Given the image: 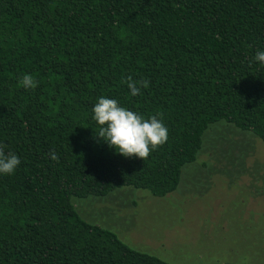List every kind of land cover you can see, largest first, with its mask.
<instances>
[{
	"label": "trees",
	"instance_id": "1",
	"mask_svg": "<svg viewBox=\"0 0 264 264\" xmlns=\"http://www.w3.org/2000/svg\"><path fill=\"white\" fill-rule=\"evenodd\" d=\"M258 50L264 0H0V144L20 160L0 174V264H169L87 222L71 198L165 197L218 120L264 143ZM129 76L149 86L132 96ZM101 96L160 114L167 141L143 160L118 154L96 137Z\"/></svg>",
	"mask_w": 264,
	"mask_h": 264
},
{
	"label": "rangeland",
	"instance_id": "2",
	"mask_svg": "<svg viewBox=\"0 0 264 264\" xmlns=\"http://www.w3.org/2000/svg\"><path fill=\"white\" fill-rule=\"evenodd\" d=\"M165 197L120 187L71 198L87 222L169 264H264V143L222 120Z\"/></svg>",
	"mask_w": 264,
	"mask_h": 264
},
{
	"label": "clouds",
	"instance_id": "3",
	"mask_svg": "<svg viewBox=\"0 0 264 264\" xmlns=\"http://www.w3.org/2000/svg\"><path fill=\"white\" fill-rule=\"evenodd\" d=\"M253 59L264 65V50H258ZM122 82L127 84L132 96L140 94L141 88L149 86L147 80L136 81L131 76ZM19 84L25 89H32L37 86V81L32 75L25 74ZM92 112V118L100 126L96 137L123 157L146 159L151 151L162 146L168 139V129L162 119L158 118L160 114L145 119L142 115L120 106L116 99L104 96L98 98ZM5 148L6 145L0 144V174L11 175L20 160L13 153L6 154ZM49 155L52 160L58 161L59 157L55 152Z\"/></svg>",
	"mask_w": 264,
	"mask_h": 264
}]
</instances>
